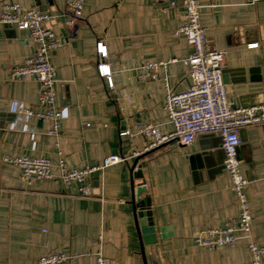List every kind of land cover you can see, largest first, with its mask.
<instances>
[{
	"label": "crops",
	"instance_id": "obj_1",
	"mask_svg": "<svg viewBox=\"0 0 264 264\" xmlns=\"http://www.w3.org/2000/svg\"><path fill=\"white\" fill-rule=\"evenodd\" d=\"M208 49L227 50L223 80L232 107L264 105V0H199ZM38 6L59 14L64 0H0ZM162 7H167L162 11ZM185 22L184 2L174 7L156 0H86L84 16L66 26L57 16L49 25L66 42L52 53L56 105L67 109L61 133L51 135V122L33 118L30 129L13 125L15 102L40 108V84L34 78L14 80L12 65L33 54L37 44L28 29L0 23V264H40V256L63 252L62 264H95L102 252L108 264H143L131 199L132 164L137 160L145 183L141 197L151 201L149 217L157 228L166 264H251L248 247L210 250L194 237L208 227H223L239 214L240 204L224 167L222 138L205 133L189 145L172 142L143 152L149 140L137 134L152 122L174 129L165 108L168 90L180 93L191 85L183 59L192 51L176 30ZM108 55L114 88L99 72L97 42ZM258 46L250 47V43ZM159 78L139 79L143 62L169 60ZM165 76L168 78L166 85ZM133 135H121L122 131ZM238 157L248 178L252 235L264 243V123L242 129ZM140 156L97 170L89 177L92 193L61 178L26 184L13 156L63 157L70 166L99 165L110 154ZM164 234V238L162 237Z\"/></svg>",
	"mask_w": 264,
	"mask_h": 264
},
{
	"label": "built area",
	"instance_id": "obj_2",
	"mask_svg": "<svg viewBox=\"0 0 264 264\" xmlns=\"http://www.w3.org/2000/svg\"><path fill=\"white\" fill-rule=\"evenodd\" d=\"M86 0H64V9L59 14L43 11L38 6L23 7L19 3H0V23L7 26H18L28 29L32 41L37 44L35 52L25 57L21 62L11 66V77L14 80L34 78L40 84V108H32L15 102L12 112L16 115L14 126L30 129L28 121L39 118L51 122L47 132L59 135L60 122L67 117V109L56 105L57 82L52 61V53L64 45L66 39L57 34L49 23L57 16L64 17L66 26H75L84 16ZM157 3L174 7L177 0H156ZM185 22L176 30L177 35L185 36L192 46L190 54L183 59L189 68L191 85L180 93L168 90L165 108L169 121L174 129L164 132L158 124L143 122L139 124L137 134L149 140L143 152H150L164 144L177 142L183 145L193 143L196 137L205 133H217L222 138V148L225 153L224 167L231 178V188L240 204L239 214L230 218L223 227H208L199 232L195 242L210 250L222 247H235L245 244L252 254L251 264H264V243L253 238V213L247 195L248 178L244 175L238 157V148L243 142L241 131L249 125L264 123V105L232 107L228 98L227 86L223 80L226 67L227 50L208 49L205 28L201 23V3L199 0H183ZM167 7H162L166 11ZM250 47L258 46V42L250 43ZM97 53L101 61L99 72L106 77L108 87L114 88L111 69L104 59L108 55L107 46L102 41L97 42ZM177 59L143 62L138 77L142 81H152L159 78L160 69H166L169 63ZM166 85L167 77L165 76ZM133 135L128 130L121 135ZM143 152H133L130 157L119 154L106 156L99 165L74 167L61 157L53 163L47 157L13 156L5 160L22 169L21 179L26 184L34 180H50L61 178L66 184L78 182L80 191L89 196L92 187L89 177L97 170H103L114 164L126 161ZM138 166L134 167V170ZM71 256L63 252L48 253L40 256V264H62ZM95 264H108L107 257L98 252Z\"/></svg>",
	"mask_w": 264,
	"mask_h": 264
},
{
	"label": "water",
	"instance_id": "obj_3",
	"mask_svg": "<svg viewBox=\"0 0 264 264\" xmlns=\"http://www.w3.org/2000/svg\"><path fill=\"white\" fill-rule=\"evenodd\" d=\"M137 165V160L132 164V184L134 188V195L131 199L133 210L137 222L138 234L140 238L141 253L143 264H166L164 258L161 257V249L159 246V238L157 235V228L151 222L149 217V209L151 205L150 198L147 196L144 199L141 197L142 193L147 191L145 183L135 184L136 179H143L144 174L141 166L134 170ZM164 238V234H162Z\"/></svg>",
	"mask_w": 264,
	"mask_h": 264
}]
</instances>
